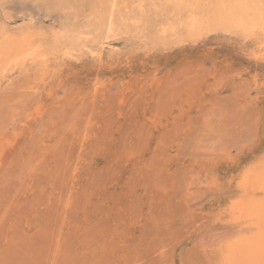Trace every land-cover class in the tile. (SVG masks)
Returning a JSON list of instances; mask_svg holds the SVG:
<instances>
[{"label":"rangeland","instance_id":"374dc122","mask_svg":"<svg viewBox=\"0 0 264 264\" xmlns=\"http://www.w3.org/2000/svg\"><path fill=\"white\" fill-rule=\"evenodd\" d=\"M185 1L0 0V264H237L264 19L189 32Z\"/></svg>","mask_w":264,"mask_h":264},{"label":"bare ground","instance_id":"6f19581e","mask_svg":"<svg viewBox=\"0 0 264 264\" xmlns=\"http://www.w3.org/2000/svg\"><path fill=\"white\" fill-rule=\"evenodd\" d=\"M182 6L188 7L190 12H193V9L195 10L196 8H200L199 10H201L200 12L202 13L201 17L199 18H195L193 15L187 27L189 32L190 31L197 32V31H200L201 29L210 30L216 27H220L226 30L228 27L233 26V25H238V26L243 27L247 25L248 23H250L252 20L264 19V6L259 4L256 0H207L206 4H201L198 1L189 0V1L182 2ZM5 46L7 49L8 47L6 44ZM24 46L25 45H23V47ZM15 47H18V46H15ZM1 48H3L4 50L5 47L3 46ZM9 50L12 51L13 48L10 47V49L8 48V51ZM23 55L25 56V54H22L21 56ZM11 59L12 61H14L15 57L14 58L11 57ZM256 173L257 172H255L254 174ZM245 175L247 176V174ZM244 176L242 178H244ZM242 182L243 181H241V183ZM253 183H255L256 190L261 191L263 198L255 201L256 199L254 200L253 198L248 197L250 198L249 200L248 199L246 200L248 201V203L243 202V204L246 205V209L245 210L243 209L242 212L246 214V216L252 221V224H254L257 227L258 231L252 238H249V240L247 237H246L247 238L246 240L244 239L245 237L240 239V240L244 239L245 240V241L243 240L244 242L238 240L239 243L241 242L240 243L241 245L239 244L240 246L237 247L238 250H236V248H233L234 245L236 246L238 244V242L232 245L233 246L232 248L236 250V251L232 250L234 252L232 258L236 254L235 258L238 261H234V262H236L237 264H264V170L261 173H259L258 176L256 177L254 176ZM247 189H248V186H247ZM244 191H246V189ZM244 193L246 194V192ZM228 251H231V250H228ZM230 260H233V259H230ZM228 262L231 263L233 261L228 260Z\"/></svg>","mask_w":264,"mask_h":264}]
</instances>
